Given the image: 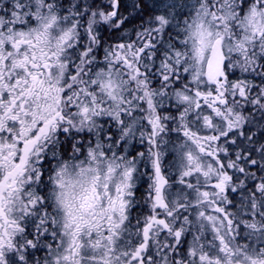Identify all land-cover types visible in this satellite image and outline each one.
Masks as SVG:
<instances>
[{
    "label": "snow or ice",
    "instance_id": "obj_1",
    "mask_svg": "<svg viewBox=\"0 0 264 264\" xmlns=\"http://www.w3.org/2000/svg\"><path fill=\"white\" fill-rule=\"evenodd\" d=\"M0 264H264V0H0Z\"/></svg>",
    "mask_w": 264,
    "mask_h": 264
},
{
    "label": "flooded vegetation",
    "instance_id": "obj_2",
    "mask_svg": "<svg viewBox=\"0 0 264 264\" xmlns=\"http://www.w3.org/2000/svg\"><path fill=\"white\" fill-rule=\"evenodd\" d=\"M141 191H143V189H141Z\"/></svg>",
    "mask_w": 264,
    "mask_h": 264
}]
</instances>
